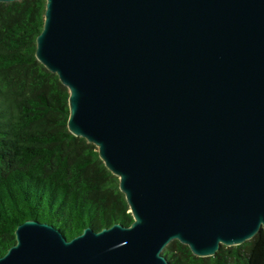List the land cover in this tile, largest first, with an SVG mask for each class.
Instances as JSON below:
<instances>
[{
	"label": "water",
	"instance_id": "water-1",
	"mask_svg": "<svg viewBox=\"0 0 264 264\" xmlns=\"http://www.w3.org/2000/svg\"><path fill=\"white\" fill-rule=\"evenodd\" d=\"M36 44L134 220L27 219L0 264H170L175 240L210 257L264 232V0H47Z\"/></svg>",
	"mask_w": 264,
	"mask_h": 264
},
{
	"label": "trees",
	"instance_id": "trees-1",
	"mask_svg": "<svg viewBox=\"0 0 264 264\" xmlns=\"http://www.w3.org/2000/svg\"><path fill=\"white\" fill-rule=\"evenodd\" d=\"M47 0L0 2V256L27 219L59 228L68 239L133 222L119 178L95 144L72 134L69 90L36 58ZM170 264H264V232L210 257L175 240Z\"/></svg>",
	"mask_w": 264,
	"mask_h": 264
}]
</instances>
